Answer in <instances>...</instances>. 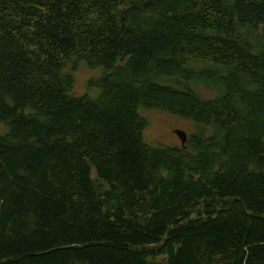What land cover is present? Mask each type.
<instances>
[{
    "label": "trees",
    "instance_id": "trees-1",
    "mask_svg": "<svg viewBox=\"0 0 264 264\" xmlns=\"http://www.w3.org/2000/svg\"><path fill=\"white\" fill-rule=\"evenodd\" d=\"M0 125V264H264V0H0Z\"/></svg>",
    "mask_w": 264,
    "mask_h": 264
},
{
    "label": "rangeland",
    "instance_id": "rangeland-1",
    "mask_svg": "<svg viewBox=\"0 0 264 264\" xmlns=\"http://www.w3.org/2000/svg\"><path fill=\"white\" fill-rule=\"evenodd\" d=\"M68 72L71 70L68 69ZM75 85L73 92L76 96L84 95L87 91V84L91 79H97L101 75L100 69L91 70L85 63L73 71ZM194 90L201 96L215 98L222 93V88L209 89L205 85L195 84ZM92 92L91 94H94ZM144 116L149 121V126L144 137L147 143L161 146H180L181 141L175 134L176 130L184 131L187 136L194 132V124L186 119L168 113L151 110L144 112ZM0 131L3 127L0 125Z\"/></svg>",
    "mask_w": 264,
    "mask_h": 264
},
{
    "label": "water",
    "instance_id": "water-1",
    "mask_svg": "<svg viewBox=\"0 0 264 264\" xmlns=\"http://www.w3.org/2000/svg\"><path fill=\"white\" fill-rule=\"evenodd\" d=\"M175 134L180 139L182 146L185 147L186 146L187 139H188L187 134L184 131H182V130H176L175 131Z\"/></svg>",
    "mask_w": 264,
    "mask_h": 264
}]
</instances>
